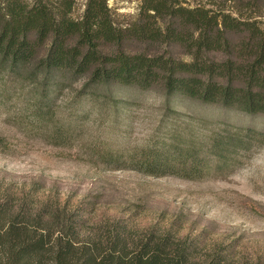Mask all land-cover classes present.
<instances>
[{"label":"rangeland","instance_id":"1","mask_svg":"<svg viewBox=\"0 0 264 264\" xmlns=\"http://www.w3.org/2000/svg\"><path fill=\"white\" fill-rule=\"evenodd\" d=\"M141 1L107 0L113 23L132 22ZM180 1L238 10L264 22V0ZM84 3L75 0L72 17L81 16ZM83 83L58 91L39 119L33 116L39 88L0 81L5 143L0 190L15 201L46 203L70 215L81 238L104 241L115 228L131 238L170 228L179 238L195 240L200 259L213 248H225L230 264H264V145L219 143V137L240 138V129L264 131V116L166 95L160 85L148 90L100 86L86 94ZM53 128L64 131L66 140L52 136ZM150 151L181 164L176 166L181 174H195V154L203 168L199 177L189 178L156 177L127 167ZM106 152L126 166L113 169L116 163L107 162Z\"/></svg>","mask_w":264,"mask_h":264},{"label":"trees","instance_id":"2","mask_svg":"<svg viewBox=\"0 0 264 264\" xmlns=\"http://www.w3.org/2000/svg\"><path fill=\"white\" fill-rule=\"evenodd\" d=\"M74 2L0 0V81L40 89L34 117L46 116L57 92L80 79L86 94L100 86L160 85L166 95L264 116V22L255 16L180 0H142L135 19L117 26L107 0H85L78 18L72 17ZM240 130V138L219 137V143L264 145V131ZM51 133L66 140L59 128ZM103 156L116 163L113 169L126 166L110 152ZM192 157V175L153 151L127 167L156 177H199L204 163ZM72 222L46 203L15 201L0 190V264L231 263L225 248L200 259L195 240L179 238L170 228L135 238L115 228L102 241L81 238Z\"/></svg>","mask_w":264,"mask_h":264}]
</instances>
